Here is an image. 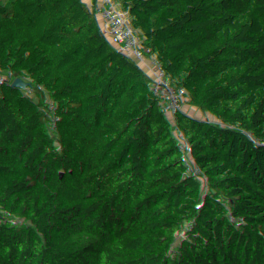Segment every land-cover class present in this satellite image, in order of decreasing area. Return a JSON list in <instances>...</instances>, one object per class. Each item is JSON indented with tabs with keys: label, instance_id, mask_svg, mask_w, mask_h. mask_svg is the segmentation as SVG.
<instances>
[{
	"label": "trees",
	"instance_id": "trees-1",
	"mask_svg": "<svg viewBox=\"0 0 264 264\" xmlns=\"http://www.w3.org/2000/svg\"><path fill=\"white\" fill-rule=\"evenodd\" d=\"M36 12L68 127L178 257L145 245L139 264H264V0H41ZM11 38L0 0V264L7 234L17 264H134L19 102Z\"/></svg>",
	"mask_w": 264,
	"mask_h": 264
},
{
	"label": "built area",
	"instance_id": "built-area-1",
	"mask_svg": "<svg viewBox=\"0 0 264 264\" xmlns=\"http://www.w3.org/2000/svg\"><path fill=\"white\" fill-rule=\"evenodd\" d=\"M1 1L12 35L9 43L10 51L18 49L24 54L29 53L33 44L39 41L36 7L41 0ZM33 68L37 72L44 70V55L43 60L34 64ZM21 96L28 111H35L38 114L43 112L47 115L40 130L54 133L50 142L65 160L67 167L64 168L71 173L80 189L96 196L111 212V226L119 234L122 247L129 253L133 263L139 264L137 251L145 246L149 232L147 224L136 221L123 196L111 183H105L103 173L92 158L90 147L84 145L81 139L73 134L68 127L67 118L61 113L60 107L45 84L36 80L35 90L23 89ZM7 239L9 264H17V258L20 256V252L16 249L17 240L10 234H7Z\"/></svg>",
	"mask_w": 264,
	"mask_h": 264
},
{
	"label": "crops",
	"instance_id": "crops-1",
	"mask_svg": "<svg viewBox=\"0 0 264 264\" xmlns=\"http://www.w3.org/2000/svg\"><path fill=\"white\" fill-rule=\"evenodd\" d=\"M43 47L40 42H35L31 51L27 54H24L18 49H14L11 51L8 66L9 73L11 75L12 84L15 87L17 98L19 102L26 106L25 100L21 96V92L23 89H33L36 88V80L40 83H45L46 71H35L33 66L43 60ZM30 114L31 120L37 129L40 130L41 125L47 119V115L45 113H36L35 111H28ZM44 133L45 137L51 141L54 136V133L51 131L40 130ZM61 162L64 167H67V164L63 157H61ZM151 248H158L156 245H151Z\"/></svg>",
	"mask_w": 264,
	"mask_h": 264
},
{
	"label": "rangeland",
	"instance_id": "rangeland-1",
	"mask_svg": "<svg viewBox=\"0 0 264 264\" xmlns=\"http://www.w3.org/2000/svg\"><path fill=\"white\" fill-rule=\"evenodd\" d=\"M216 12H217L218 16L220 18H222L224 13H227L228 10L224 9V8H217ZM133 217L137 220V216H135L133 214ZM145 245L147 246V248L154 249V248H151V245H155V243H153L152 240L150 239V230H149V233H147V236H146V239H145ZM156 249H155L156 253H158L160 255L161 254L165 255V256H169L170 255V256H172L174 258H178L173 252H171L170 250H165L162 246H158V248H156Z\"/></svg>",
	"mask_w": 264,
	"mask_h": 264
}]
</instances>
